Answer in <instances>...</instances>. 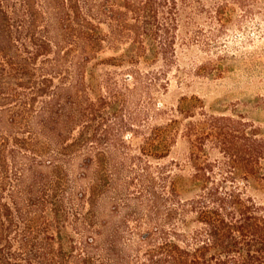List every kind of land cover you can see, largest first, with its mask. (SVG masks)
Returning <instances> with one entry per match:
<instances>
[{"label":"trees","instance_id":"trees-1","mask_svg":"<svg viewBox=\"0 0 264 264\" xmlns=\"http://www.w3.org/2000/svg\"><path fill=\"white\" fill-rule=\"evenodd\" d=\"M254 2L0 0V264H264V130L162 98Z\"/></svg>","mask_w":264,"mask_h":264},{"label":"rangeland","instance_id":"rangeland-1","mask_svg":"<svg viewBox=\"0 0 264 264\" xmlns=\"http://www.w3.org/2000/svg\"><path fill=\"white\" fill-rule=\"evenodd\" d=\"M254 1L251 3L253 14L241 17V12L236 10L233 21L242 20V27L236 29L231 24L225 35L217 37L218 46L212 48V58L215 51L227 53L223 72L211 75L210 79L194 78L187 87L177 88L172 81L169 90L162 96L167 103H174L180 95H196L209 113H241L264 130V0ZM201 58L202 52L194 50L184 62H198ZM186 150L185 142L178 139L169 155L161 161L180 159ZM152 162L155 163L154 160ZM132 208L131 205H120L112 220L119 221L123 214L127 217L125 212L129 214ZM104 209L107 210V206Z\"/></svg>","mask_w":264,"mask_h":264}]
</instances>
